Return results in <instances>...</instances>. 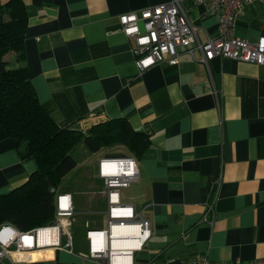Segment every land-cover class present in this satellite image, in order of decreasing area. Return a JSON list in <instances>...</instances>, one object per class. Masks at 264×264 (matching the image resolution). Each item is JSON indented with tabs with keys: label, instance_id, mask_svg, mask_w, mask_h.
<instances>
[{
	"label": "crops",
	"instance_id": "0c3cea01",
	"mask_svg": "<svg viewBox=\"0 0 264 264\" xmlns=\"http://www.w3.org/2000/svg\"><path fill=\"white\" fill-rule=\"evenodd\" d=\"M170 1L16 0L27 15L24 60L15 52L7 57L26 67L41 108L59 127L86 131L121 118L149 136L135 159L138 182L120 193L150 223L132 264H191L198 254L212 264H248L264 256V65L215 57L206 66L198 50L181 47L177 64L141 71L119 19ZM183 6L201 43L216 34L218 20L205 6ZM263 30L264 6L254 1L236 17L234 35L256 42ZM35 169L0 128V195ZM95 179L99 184L87 173L81 190L56 188L72 196V251L47 248L18 264H99L88 259L85 239L87 230L106 228L102 181ZM216 186L210 226L203 204ZM75 195L87 196L86 207L75 206ZM78 229L83 237L75 242Z\"/></svg>",
	"mask_w": 264,
	"mask_h": 264
},
{
	"label": "built area",
	"instance_id": "2783aa9c",
	"mask_svg": "<svg viewBox=\"0 0 264 264\" xmlns=\"http://www.w3.org/2000/svg\"><path fill=\"white\" fill-rule=\"evenodd\" d=\"M184 1L205 6L208 14L218 20L216 34L204 43L198 40L188 20ZM254 1L264 6V0H171L136 14L123 15L119 21L124 35L133 38L132 53L141 71L161 62L177 64L181 47L189 52L198 50L200 61L206 66L215 57L261 66L264 65V30L256 42L234 35L236 17ZM97 178L102 181L99 194L106 201V228L86 231L87 257L99 264H132L134 254L151 236L149 221L134 205L122 203L120 196L122 190L138 182V165L129 156H102L97 161ZM217 186L214 196L203 204V221L210 226L214 223ZM50 192L55 197V218L51 223L25 232L11 224L0 226V263L18 264L19 257L47 248L72 251L71 228L76 216L72 196L56 188ZM191 264L212 263L205 255L198 254ZM248 264H264V256Z\"/></svg>",
	"mask_w": 264,
	"mask_h": 264
},
{
	"label": "trees",
	"instance_id": "16d2710c",
	"mask_svg": "<svg viewBox=\"0 0 264 264\" xmlns=\"http://www.w3.org/2000/svg\"><path fill=\"white\" fill-rule=\"evenodd\" d=\"M27 15L18 2H0V128L16 141L21 161L31 160L36 169L27 181L0 195V225L11 224L29 231L55 218L54 195L65 176L76 166L78 146L92 154L121 146L140 160L150 146L149 136L134 130L121 118L99 123L86 131L59 127L41 108L26 67L11 65L8 55L23 62Z\"/></svg>",
	"mask_w": 264,
	"mask_h": 264
},
{
	"label": "rangeland",
	"instance_id": "374dc122",
	"mask_svg": "<svg viewBox=\"0 0 264 264\" xmlns=\"http://www.w3.org/2000/svg\"><path fill=\"white\" fill-rule=\"evenodd\" d=\"M130 14H136V13H130ZM189 20V18H188ZM190 22V21H189ZM191 24V23H190ZM122 147H115V148H107L102 150L99 154H92L89 153L87 151H83L84 149H82V147L78 146L77 149L73 152V157L75 158L76 162H77V166L70 172L68 173L65 178L63 179L62 183H61V187H66V188H72V189H79L81 190L83 187V184L86 180V174L90 173L93 180L96 182V184H99V181H97L95 179L96 176V172H97V168H96V162L97 160L102 157L103 155H101V153H105L107 155L110 156H119L123 153H126L125 150L121 149ZM86 152V153H85ZM101 155V156H100ZM74 204L75 206L78 205L80 207H86L87 205V196H78L75 195L74 196ZM97 206L99 209L104 210V202L103 200L99 199V197H97V202H96ZM82 218H87L88 216H81ZM103 218L102 215L99 216H95L92 217L90 216V221L91 220H96V221H100V219ZM97 226L99 228H103L105 227V224H97ZM74 229V228H73ZM80 231L78 229L77 233L75 234V242H76V238H80L83 237L82 234H80ZM28 258V257H27ZM20 261H26V255H23L21 257H19Z\"/></svg>",
	"mask_w": 264,
	"mask_h": 264
}]
</instances>
